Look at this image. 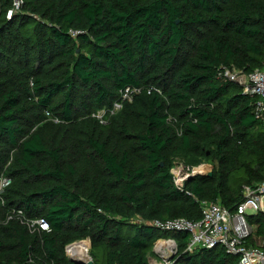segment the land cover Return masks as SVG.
I'll return each instance as SVG.
<instances>
[{"label": "trees", "instance_id": "1", "mask_svg": "<svg viewBox=\"0 0 264 264\" xmlns=\"http://www.w3.org/2000/svg\"><path fill=\"white\" fill-rule=\"evenodd\" d=\"M11 6L0 0V264H74L65 249L86 240L93 264H148L161 238L178 242L174 264H234L147 223L200 222L204 201L233 212L264 182L255 99L217 78L263 67L264 0H24L8 20ZM128 87L161 94L92 117ZM176 159L212 175L180 191ZM38 220L49 231L24 224ZM249 222L264 235V214Z\"/></svg>", "mask_w": 264, "mask_h": 264}, {"label": "built area", "instance_id": "2", "mask_svg": "<svg viewBox=\"0 0 264 264\" xmlns=\"http://www.w3.org/2000/svg\"><path fill=\"white\" fill-rule=\"evenodd\" d=\"M11 9L7 13V19L12 20L22 12L24 0H11ZM245 76L242 84L239 78ZM217 78L221 82L235 83L242 88L244 95L255 99L253 105L254 116L264 127V65L250 74L229 67H220ZM146 91L148 94L161 91L155 87H128L120 92L119 99L108 109H103L92 117L100 124L106 125L111 118L120 113L126 102H132L134 97ZM49 119L59 123L50 113H46ZM201 168V167H199ZM203 171L197 172L195 168L185 167L176 164L173 175L175 187L184 191L185 183L196 175H208L209 171L202 166ZM11 185V179L4 174L0 175V198L4 191ZM199 203V201H196ZM202 220L200 222H190L185 219H176L166 222L154 221L147 225L162 233H183L187 234L188 241L184 248V253L193 254L198 250H213L223 248L225 252L235 259L234 264H264V235L256 236V229L250 224L249 218L258 214H264V182L246 186L243 189V200L235 211H229L218 203H199ZM22 217L21 211L17 212ZM24 224L32 233L38 231H49V225L44 220L25 221ZM254 240L256 246H249L248 242ZM88 244V260L83 261L90 264L92 261L90 252V241H80L70 244L65 252L70 260H80L75 247ZM179 253L178 242L173 238L158 239L153 248V255L148 258V264H174ZM172 257L173 260H172Z\"/></svg>", "mask_w": 264, "mask_h": 264}, {"label": "rangeland", "instance_id": "3", "mask_svg": "<svg viewBox=\"0 0 264 264\" xmlns=\"http://www.w3.org/2000/svg\"><path fill=\"white\" fill-rule=\"evenodd\" d=\"M176 164H180V165H183V166H185V167H187L185 164H184V161L182 160V159H176L175 161H174V164H173V169H172V173H173V171H174V168H175V165ZM205 167L206 168V170L207 171H209L210 172V170L208 169V167H207V165L206 164H203V165H200V166H198V167H195V169H198L199 167ZM190 168V167H189ZM254 227V226H253ZM255 228V227H254ZM86 246H87V249H86V257H87V259H88V244L87 243H83V244H80V245H78V246H76L75 247V251H77V249H83V248H86Z\"/></svg>", "mask_w": 264, "mask_h": 264}, {"label": "bare ground", "instance_id": "4", "mask_svg": "<svg viewBox=\"0 0 264 264\" xmlns=\"http://www.w3.org/2000/svg\"><path fill=\"white\" fill-rule=\"evenodd\" d=\"M203 169L204 168L201 167V168L196 169V171L201 172V171H203ZM86 249L87 248L77 249V251H75V249H74V251L76 252V255L80 259V261H87L88 260L86 257Z\"/></svg>", "mask_w": 264, "mask_h": 264}, {"label": "water", "instance_id": "5", "mask_svg": "<svg viewBox=\"0 0 264 264\" xmlns=\"http://www.w3.org/2000/svg\"><path fill=\"white\" fill-rule=\"evenodd\" d=\"M239 82H241L242 84L244 83V81H245V76H241L240 78H239V80H238ZM212 175V172L210 171L209 173H208V176H211ZM197 176H199V175H196V176H192V178H196ZM173 258L174 257H172V260H173ZM72 263H74V264H85L83 261H78V260H70ZM90 264H93V262L91 261L90 262Z\"/></svg>", "mask_w": 264, "mask_h": 264}]
</instances>
